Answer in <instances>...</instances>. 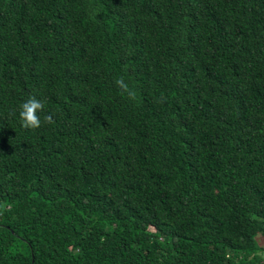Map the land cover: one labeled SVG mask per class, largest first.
I'll return each mask as SVG.
<instances>
[{
    "label": "trees",
    "instance_id": "16d2710c",
    "mask_svg": "<svg viewBox=\"0 0 264 264\" xmlns=\"http://www.w3.org/2000/svg\"><path fill=\"white\" fill-rule=\"evenodd\" d=\"M257 236L264 0H0V264H264Z\"/></svg>",
    "mask_w": 264,
    "mask_h": 264
},
{
    "label": "clouds",
    "instance_id": "9594fccd",
    "mask_svg": "<svg viewBox=\"0 0 264 264\" xmlns=\"http://www.w3.org/2000/svg\"><path fill=\"white\" fill-rule=\"evenodd\" d=\"M117 87L121 90V95H127V98L134 100L136 98V93L129 85L124 81L123 78H119L115 81ZM43 104L40 100L35 97L29 98L26 102L20 105L19 119L21 121L22 127L25 129H38L41 127V120L38 112L43 111ZM44 122L48 124H53L55 121L52 115H46L44 117Z\"/></svg>",
    "mask_w": 264,
    "mask_h": 264
},
{
    "label": "rangeland",
    "instance_id": "374dc122",
    "mask_svg": "<svg viewBox=\"0 0 264 264\" xmlns=\"http://www.w3.org/2000/svg\"><path fill=\"white\" fill-rule=\"evenodd\" d=\"M257 240L261 246H264V241L260 238V236H257Z\"/></svg>",
    "mask_w": 264,
    "mask_h": 264
},
{
    "label": "built area",
    "instance_id": "2783aa9c",
    "mask_svg": "<svg viewBox=\"0 0 264 264\" xmlns=\"http://www.w3.org/2000/svg\"><path fill=\"white\" fill-rule=\"evenodd\" d=\"M260 238L264 241V236H260Z\"/></svg>",
    "mask_w": 264,
    "mask_h": 264
}]
</instances>
